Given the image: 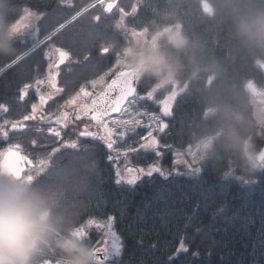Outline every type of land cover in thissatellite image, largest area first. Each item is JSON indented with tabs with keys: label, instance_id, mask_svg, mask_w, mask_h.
I'll list each match as a JSON object with an SVG mask.
<instances>
[{
	"label": "clouds",
	"instance_id": "obj_1",
	"mask_svg": "<svg viewBox=\"0 0 264 264\" xmlns=\"http://www.w3.org/2000/svg\"><path fill=\"white\" fill-rule=\"evenodd\" d=\"M183 0H166L179 6ZM203 21L213 29L201 32L186 27L177 8H166L115 53L122 69L135 73L153 89L165 90L195 83L201 92L203 116L211 131L203 137L206 159L224 152L235 158L245 182L255 169V148L249 130L251 112L258 107L251 97L230 83V67L237 60L264 66V0H195ZM15 0H0V57H15L18 35ZM117 30H121L116 25ZM132 31V30H129ZM227 50V61L214 54L213 46ZM29 182L0 169V264H95L93 249L77 235L79 217L73 205L80 191L83 169L70 160ZM51 171V169L49 170ZM32 169L25 175H35Z\"/></svg>",
	"mask_w": 264,
	"mask_h": 264
},
{
	"label": "trees",
	"instance_id": "obj_2",
	"mask_svg": "<svg viewBox=\"0 0 264 264\" xmlns=\"http://www.w3.org/2000/svg\"><path fill=\"white\" fill-rule=\"evenodd\" d=\"M15 3L19 9L18 18L22 7L34 4V0H15ZM138 3L144 7L138 8L137 16L128 22L135 30L142 29L151 19H158L166 8H177L186 27L193 31L213 29L211 22L202 20L200 6L195 0H183L179 6L168 4L166 0H119V7L128 12ZM52 26L57 25L48 26L41 36ZM31 45L32 41L20 44L16 40V55ZM213 52L227 61V50L220 44L213 46ZM13 58L0 57V67ZM30 58L21 62L22 68L10 70L0 77V103L9 107L8 113L0 115L12 116L10 120L20 119L30 110V106L26 107L18 98L19 90L26 82L19 81L29 77L33 64ZM247 81L264 89V78L250 61L232 63L230 83L245 98H248L244 87ZM139 88L143 92L149 88L148 82L142 81ZM168 90H160L159 99H163ZM152 107L157 108L156 105ZM165 121L169 124L168 134L158 135L161 143L173 145V149L160 148L164 153L160 163L171 172L173 153L204 141L203 137L211 131L210 122L204 119L201 92L195 83H187L186 90L173 103V116ZM137 131L146 132L143 128ZM32 136H35L34 131L30 136H20L12 135L10 130L9 138L0 139V152L19 144L18 150L33 161ZM143 153V164L157 159L151 150ZM203 157L201 172L195 177L182 171L171 172L176 176V184L172 185L155 174L159 183L145 178L135 186L117 185L115 191L103 190L105 196L89 203L92 211L118 218L114 227L122 235L125 245L118 257L120 264H164L181 238L189 245L190 253L199 252L194 264H264V162L249 174V182H245L230 154L219 152L206 159L203 153ZM69 160L83 169L80 178L112 177V170L103 162L99 165L93 154L70 153L63 161ZM56 172L57 168L52 174ZM83 204L76 202L77 206ZM190 253L188 259H191ZM184 260V254H181L177 264H184Z\"/></svg>",
	"mask_w": 264,
	"mask_h": 264
},
{
	"label": "snow or ice",
	"instance_id": "obj_3",
	"mask_svg": "<svg viewBox=\"0 0 264 264\" xmlns=\"http://www.w3.org/2000/svg\"><path fill=\"white\" fill-rule=\"evenodd\" d=\"M63 2V0H62ZM100 5L103 7L104 0H99ZM95 6V5H93ZM115 5L108 3L106 7H103L105 13L112 12ZM143 4L138 3L132 7L131 13L126 12L124 9H120V19L118 21V27L127 24L126 17L131 16L135 18L138 14V8H143ZM87 7L77 11L75 15L71 17V21L77 20L80 16L87 12ZM44 13L32 12L29 8L23 9V14L17 19L18 35L17 39L23 38L22 29H31L29 34L34 39V44L30 49L31 52L35 53L41 48V45L45 49V57L50 56V50L54 47L56 53H58V60L55 65L52 63L48 64V73L46 79L36 78V85L47 84L52 91L46 95H39V88L36 89L39 95V104L33 103L31 105V112L23 114L20 119L8 120L3 115H0V139H7L10 137V130L12 135L30 136L33 131L37 133H43L44 128L37 124H28V121L36 120L37 116H40L41 121L47 125V131L50 137L55 138L56 146L50 149H45L44 155L36 161L37 172L35 175L22 172L19 167H13L4 163H0V169H6L11 175L17 179L26 178L29 182H34L43 178L45 172L52 174L49 171L48 164L56 158V154L60 153L62 149H77L78 141L64 140L62 139V133L64 129L69 127L70 122L79 121L84 125L82 131L79 132V137H91L93 139H99L103 141L107 148V158L110 162L114 163L116 169V180L117 185L127 184L129 186L137 185V182H143L144 178H148L153 182L157 181V175L163 178V181L168 182L172 185L176 184V176H173L171 172L160 167L159 160L149 164L147 168H133L128 166L129 154H139L141 150H151L157 158H161L164 153L160 151L161 147H164L171 151L173 145L167 144L166 142L161 143V138L158 134L167 135L169 131V124L165 121V118L173 116V103L177 102V98L182 93L175 91L170 92L164 96L163 99H159V90H154L149 87L143 92L139 88V84L142 80L133 72L122 69L118 58L115 64L118 67L117 72L114 74L115 78L111 80V83L107 84V90H101L99 94L94 91L88 90V84L90 83L93 88L104 80V76H100L99 79H94L80 85L79 90L75 91L73 95H69V98L65 101V106L72 108L73 111L69 114L67 111H60L59 114L49 113L46 117L44 115V105L50 100H54V97L61 93H67L70 89L75 88V82L69 81L65 87H59L57 83V77L60 71V65H65L69 62L70 66L73 52L76 50L75 46L80 45L87 47L89 44L95 42L99 37L97 31L101 17L99 15L93 16L92 20L95 22L92 28L83 30L81 32H72L68 25L71 21L60 23L59 26H52L44 35L43 39H39V28L36 26L37 21H41L44 17ZM29 21V23H23ZM57 40H62V46H55ZM68 49H71L68 50ZM102 55H108L110 49L102 46ZM23 55L17 54L10 62L0 67V73L8 70H14L16 68H22L21 61L24 60ZM88 57H85L87 60ZM39 64L38 60H34ZM107 75V73L105 74ZM32 85L24 83L23 87L19 90V100L26 101L28 90ZM113 91L117 92L114 97L111 96ZM82 101V102H81ZM152 105H156L157 108H153ZM158 109V110H157ZM9 112V107L0 103V114H6ZM110 113H118V119H111V123L105 122V117H108ZM56 115L55 127H53L52 116ZM88 120V123H85ZM97 122V131H92L90 128L91 122ZM102 127V134L100 128ZM143 128L146 130V134L138 132L137 129ZM127 137V139H126ZM138 137V140L136 139ZM44 139H48L45 137ZM128 139H132L133 143L129 144ZM31 143L34 148L43 147L40 136H32ZM13 148H19L20 145H14ZM116 156H113V153ZM7 154L12 155V148L8 149ZM5 153L0 152V156ZM186 155L190 159H182L185 156L184 151L177 152L173 163H184L189 169L186 175L197 176L201 172L202 158L197 154L191 153L188 148L186 149ZM124 157L125 173L122 174L119 171V157ZM260 160L264 162V152L260 154ZM256 167V164H255ZM30 172V171H29ZM56 174H59L56 172ZM179 175V173H177ZM171 177V180H170ZM247 182V181H246ZM163 186V185H162ZM74 214L79 216L80 209L73 205ZM118 218L114 215H108L107 220L97 219L93 216H89V219L79 225L76 224V233L86 239V242L91 246V241L87 239L89 233L88 229L95 225L100 230L101 236L97 239V247L93 249V259L95 264H106L113 257H119L122 249L124 248V241L122 235L116 231L114 225L117 223ZM197 231H200L197 228ZM156 247L155 245L153 246ZM190 253L189 245L186 243L184 238H181L179 245L172 251L164 264H177V261L181 258V254H184V264H194V261L198 259L199 252L193 251L190 253L191 259H188ZM46 264H56L55 258H50L46 261ZM112 264H116L112 261Z\"/></svg>",
	"mask_w": 264,
	"mask_h": 264
},
{
	"label": "flooded vegetation",
	"instance_id": "obj_4",
	"mask_svg": "<svg viewBox=\"0 0 264 264\" xmlns=\"http://www.w3.org/2000/svg\"><path fill=\"white\" fill-rule=\"evenodd\" d=\"M95 0H34V4H29L30 6H23L20 16L23 14V9L25 7L29 8L32 12L37 13H44L45 16L42 17L41 21H37L36 26L39 28V39H43L44 36L41 34L48 28V26L56 24L57 27L60 23H65L66 21H71V17L76 14L77 11L87 7V12L80 16L77 20L71 21L68 25L69 29L72 32H81L86 29H90L93 27L95 22L92 20L93 16L99 15L101 17V21L99 22L97 31L99 32V37L95 40L94 43L89 44L87 47H82L80 45L75 46V51L72 54L70 66H66L69 62H66L65 65H60L59 75L57 77V83L59 87H65L67 82L73 81L75 82V88L70 89L67 93H61L54 97V100L48 101L47 104L44 105V115L47 117L49 113L59 114L60 111H67L69 114L72 113L73 109L65 106V101L69 98V95H73L75 91L79 90L80 85L85 84L88 81L99 79L100 76H104V80L98 83L95 88L89 83L88 90L94 91L95 93L99 92L114 76L117 72L118 67L115 64L116 56L113 51L110 50L108 55L101 54V47L103 46V41L111 40L113 41L117 47L122 45L125 42V38L132 39L135 34L138 33L139 30H135L128 22L132 19L131 16L126 17L127 24L123 26H119L121 30H117L116 25H118V21L120 19V7L118 5L110 12L106 14L103 11V7L100 5L99 2H94ZM94 2V3H93ZM119 2V0H118ZM92 4V5H91ZM91 5V6H89ZM95 5V6H93ZM132 10V9H131ZM131 10L128 13H131ZM19 16V17H20ZM18 17V18H19ZM17 18V19H18ZM24 23V22H23ZM132 30V31H129ZM31 29H22L23 38L17 39L18 42L21 44H25L27 40H32V45L34 44L33 37L29 34ZM63 41L57 40L55 46H62ZM48 49H45L43 45L41 48L37 50V52L30 55L32 58V66L30 70L29 81L31 83V87L28 90V95L26 96V101L31 105L33 103L39 104V95H46L48 92H51L52 89L47 85H36L35 79L41 78L46 79L48 73V64L52 63L55 65L56 61L58 60V53L55 52L54 47L50 50V56L45 57L44 52ZM71 51V49H68ZM85 57H88L85 60ZM34 60H38L39 64L34 62ZM124 70V69H120ZM107 73V75H105ZM22 83V81H19ZM29 83V82H25ZM23 86H21L22 88ZM39 88V95L37 94L36 89ZM171 87H169L170 90ZM168 90V91H169ZM23 102V101H22ZM82 102V101H81ZM31 112V111H30ZM27 112V113H30ZM26 113V114H27ZM5 117V116H4ZM12 116L5 117L6 119L10 120ZM118 116H112L105 119V122H111V119H118ZM55 119L56 115L52 116L53 127H55ZM26 123L30 124H37L41 125L44 128L43 133H37L34 131L35 136H40L43 147L34 148V163L27 157L24 156V160L26 163V169L24 173H28L30 170L36 167V161L39 160L42 155L45 153V149H50L51 147L56 146L55 138L50 137V134L47 131V125L44 124L40 116H37L36 120L28 121ZM85 123H88V120H85ZM90 128L92 131H97V123L95 121L90 123ZM84 125L81 124L79 121H74L69 123V127L64 129L62 133V139L64 140H73L78 141V148L77 149H62L60 153L56 154V158H59L57 163L61 164L64 163L63 160L66 159L67 155L70 153L80 154L83 153L85 155H94L95 161L100 165L102 162L105 164L106 167H109L112 170V177L107 178H80V191L77 194L74 205L76 202H84L83 205L77 206L80 209L79 212V220L78 225L83 223L89 219V216H93L97 219L107 220V216H103L98 211H92L91 206L89 205L90 202H95L98 198L105 196L103 194V190L108 191L109 189H113L114 191L116 180V169L114 168L115 162H110L107 158V148L103 141L99 139H93L91 137H79V132L82 131ZM102 134V127L100 128ZM141 132V131H140ZM146 134V132H143ZM48 137V139H44ZM127 139V137H126ZM128 143H133L132 139H128ZM7 150V149H6ZM150 151V150H148ZM4 152V151H3ZM143 152H147L141 150L139 154L130 153L128 166L133 168H146L147 164H143ZM113 156H116V153H113ZM147 156V155H145ZM124 157H119V171L124 174L125 173V164H124ZM48 169L54 171L53 168V161L48 164ZM52 171V173H53ZM145 179V178H144ZM138 181L137 183H139ZM122 185H127L122 184ZM86 202H88L86 204ZM88 237L91 241L92 247H97L96 244L97 239L101 236L100 230H98L95 225L91 226L88 229ZM112 261H115L116 264H120V260L118 257H113L110 261L106 262V264H112Z\"/></svg>",
	"mask_w": 264,
	"mask_h": 264
},
{
	"label": "water",
	"instance_id": "obj_5",
	"mask_svg": "<svg viewBox=\"0 0 264 264\" xmlns=\"http://www.w3.org/2000/svg\"><path fill=\"white\" fill-rule=\"evenodd\" d=\"M108 3H113L116 7L118 5V0L106 1L104 3V7H106ZM109 13L110 12L106 14H109ZM30 52L31 51L28 50L26 53H30ZM257 68L259 69L262 77L264 78V66L257 67ZM113 78H115V75L111 78V80ZM111 80L107 84L111 83ZM107 84L102 88L103 90H107ZM244 87H245L247 97H251L254 104L258 106L251 112L252 120H251L250 137H251V140L255 148V164L256 166H259L262 164V161L260 160V154L264 152V89L258 88L252 81H247ZM100 91L97 92V94H99ZM115 95H117V92L113 91L111 93V96L114 97ZM117 115L119 114L110 113L108 117H105V119L112 117V116H117ZM7 152H8V149L3 152L5 153V155L0 156V163L11 165L13 167H19L20 169H22V172L24 173L26 169V163H25L22 153L13 148H12V153H13L12 155L9 156Z\"/></svg>",
	"mask_w": 264,
	"mask_h": 264
},
{
	"label": "rangeland",
	"instance_id": "obj_6",
	"mask_svg": "<svg viewBox=\"0 0 264 264\" xmlns=\"http://www.w3.org/2000/svg\"><path fill=\"white\" fill-rule=\"evenodd\" d=\"M24 23H29V21H24ZM28 30V29H27ZM30 41H32L31 39H29V40H27L26 41V43H28V42H30ZM21 44V43H20ZM32 60V58H30V61ZM31 73V72H30ZM30 73H29V76H30ZM20 81H22V82H24V81H26V82H29V84L31 85V83H30V81H29V77L27 76V77H23ZM19 84V83H18ZM19 87V86H18ZM186 87H187V83H182L181 85H178V86H175V87H171L170 88V90L165 94V96L166 95H168L170 92H173V91H175V92H177V93H183L185 90H186ZM167 89H169V88H167ZM154 90H159V89H154ZM166 90V89H165ZM160 91V90H159ZM24 103V105H26V107H29L30 106V104L28 103V101L25 103V102H23ZM31 111V109L28 111V112H30ZM27 113V112H26ZM119 118V117H118ZM109 123H111V122H109ZM206 144V141L204 140V141H202V142H200V143H198V144H195V145H193V146H191V147H188V150L191 152V153H193V154H197V155H199V156H201V158H202V161H203V159H204V157H203V147L202 146H204ZM186 149L187 148H185V149H182V150H176L174 153H173V155H174V158H175V154L177 153V152H180V151H184L185 152V156L184 157H182V159H190V157H188L187 155H186ZM157 160H159V164H160V167L161 168H163V169H165V170H168V169H166V168H164L162 165H161V163H160V161H161V158H157V159H155L154 161H152V162H150V163H148L147 164V166L149 165V164H152V163H154V162H156ZM32 163H34V160L32 161ZM147 168V167H146ZM257 168H259L258 166H256L255 167V169H257ZM254 169V170H255ZM171 172H179V171H182L183 173H186V172H188L189 171V169L187 168V166L184 164V163H176V164H174L173 162H172V165H171ZM182 173V174H183ZM199 174V173H198ZM186 175V174H185ZM227 174H225V176H226Z\"/></svg>",
	"mask_w": 264,
	"mask_h": 264
}]
</instances>
